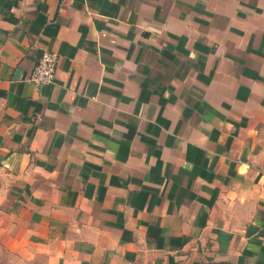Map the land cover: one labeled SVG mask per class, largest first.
I'll use <instances>...</instances> for the list:
<instances>
[{
	"label": "crops",
	"instance_id": "crops-1",
	"mask_svg": "<svg viewBox=\"0 0 264 264\" xmlns=\"http://www.w3.org/2000/svg\"><path fill=\"white\" fill-rule=\"evenodd\" d=\"M0 240L264 264V0H0Z\"/></svg>",
	"mask_w": 264,
	"mask_h": 264
},
{
	"label": "built area",
	"instance_id": "built-area-1",
	"mask_svg": "<svg viewBox=\"0 0 264 264\" xmlns=\"http://www.w3.org/2000/svg\"><path fill=\"white\" fill-rule=\"evenodd\" d=\"M56 54L43 50L33 66L27 81L33 85H42L52 82L55 75Z\"/></svg>",
	"mask_w": 264,
	"mask_h": 264
},
{
	"label": "rangeland",
	"instance_id": "rangeland-1",
	"mask_svg": "<svg viewBox=\"0 0 264 264\" xmlns=\"http://www.w3.org/2000/svg\"><path fill=\"white\" fill-rule=\"evenodd\" d=\"M0 264H44L42 256L25 246L13 247L0 240Z\"/></svg>",
	"mask_w": 264,
	"mask_h": 264
}]
</instances>
